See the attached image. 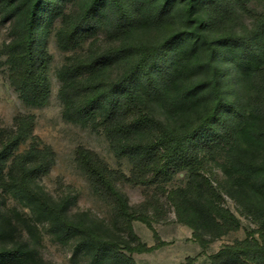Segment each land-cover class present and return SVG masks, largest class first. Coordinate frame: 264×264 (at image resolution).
Returning a JSON list of instances; mask_svg holds the SVG:
<instances>
[{"label": "trees", "instance_id": "obj_1", "mask_svg": "<svg viewBox=\"0 0 264 264\" xmlns=\"http://www.w3.org/2000/svg\"><path fill=\"white\" fill-rule=\"evenodd\" d=\"M0 22L9 24L1 53L19 99L47 102L53 33L66 53L55 71L62 119L102 134L130 166L111 171L78 149L77 166L111 218L72 214V197L38 184L52 156L34 143L21 148L32 120L15 117L14 130L0 129V197L16 204L0 206V264H47L40 227L70 249L71 264H137L131 254L157 245L146 246L132 223L151 228L156 192L202 247L239 230L229 198L256 229L210 264H264V0H0ZM179 172L182 185L167 188ZM117 180L155 194L133 207Z\"/></svg>", "mask_w": 264, "mask_h": 264}, {"label": "rangeland", "instance_id": "obj_2", "mask_svg": "<svg viewBox=\"0 0 264 264\" xmlns=\"http://www.w3.org/2000/svg\"><path fill=\"white\" fill-rule=\"evenodd\" d=\"M9 40V24L0 22V129L3 134L14 130L13 120L17 116H30L32 127L28 140L21 146L26 148L30 143L39 148L49 149L53 164L49 172L40 176L37 181L52 197L64 195L72 197L71 213L85 212L91 218L108 222L111 218L110 206L100 199L92 190L86 177L76 163V151L80 148L93 152L111 171H122L128 174L130 166L125 159H117L111 153L108 143L102 134L68 123L61 117L62 106L57 98L59 83L55 77L56 69L62 64L66 53L56 46L53 33L46 41L47 65L46 76L49 86L47 102L38 107L24 104L18 94L9 85L5 55L1 53L4 43ZM86 46V45H85ZM184 175L179 172L177 177L167 185H182ZM212 179H222L218 170H214ZM116 187L125 195L129 204L136 207L144 202L146 195L155 194V186L149 188L132 185L123 181H115ZM160 199L157 214L153 215L151 228L144 223L133 221L135 235L146 245L157 247L150 252L133 253L131 257L137 264H185L190 259L192 264H210V256L226 245L243 240L246 232L256 229V225L249 219L240 216L236 206L224 196L223 204L229 208L240 220V228L218 239L209 242L205 247L192 236L189 227L177 222L174 211L160 192H156ZM0 206L10 209L16 204L9 198L0 197ZM147 213L152 216L151 209ZM37 251L47 264H71L70 249L56 243L47 235L42 227ZM155 233L156 237L153 235ZM164 242L158 245V242ZM85 264V263H80Z\"/></svg>", "mask_w": 264, "mask_h": 264}]
</instances>
